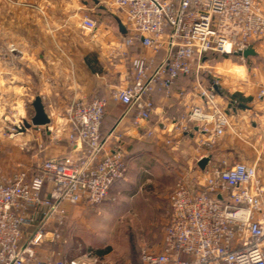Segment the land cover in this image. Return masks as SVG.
Returning <instances> with one entry per match:
<instances>
[{
    "label": "built area",
    "instance_id": "built-area-1",
    "mask_svg": "<svg viewBox=\"0 0 264 264\" xmlns=\"http://www.w3.org/2000/svg\"><path fill=\"white\" fill-rule=\"evenodd\" d=\"M112 4L125 14L128 42L139 40L151 52L132 61L130 82L112 94L136 110L140 126L155 112L151 92L157 83L170 87L180 75H200L208 54L237 56L264 38V0ZM98 25L83 16L85 32L95 33ZM198 93L204 102L177 115L173 129L182 134L196 126L213 145L229 127V115L212 87L200 86ZM107 105L105 97L77 98L60 116L56 132L51 123L36 127L58 138L70 126L68 141L80 153L46 157L36 166L19 162L9 174L0 169V264H112L94 250L58 257L41 250L60 237L69 206L101 203L126 176L123 135L115 128L106 135L101 131ZM47 182L51 186L43 193ZM169 201L162 246L143 250L141 264H264V183L255 165L224 161L195 177L180 176Z\"/></svg>",
    "mask_w": 264,
    "mask_h": 264
},
{
    "label": "crops",
    "instance_id": "crops-1",
    "mask_svg": "<svg viewBox=\"0 0 264 264\" xmlns=\"http://www.w3.org/2000/svg\"><path fill=\"white\" fill-rule=\"evenodd\" d=\"M56 4L63 7L67 22L41 24V11L50 16ZM96 9L103 18L102 23L94 14ZM0 11L6 15L5 22L0 23V102L6 103L8 95H13L14 91L21 92V106L25 113L31 108L32 118L35 114L33 100L41 96L49 116L57 114L60 118L74 99L107 98L102 132L106 135L115 128L123 135L122 145L128 163L125 178L114 182L110 189L112 193L124 189L135 192L146 182L157 183L171 191V177L177 174L195 177L211 165L224 161L255 165L264 183V98L259 97L264 88V38L254 42L255 55L235 56L242 60L241 63L226 59L231 62L224 72L231 78L226 80L230 84H226L225 89L219 86L222 80L217 72L210 78L211 85L206 84L208 75L204 72L181 75L170 87L157 83L151 92L155 112L150 121L142 122L143 126H140L135 122L136 110L116 102L112 94L116 88L130 82L132 61L141 56L148 57L151 52L139 40L128 42L131 35L127 30L122 33L119 28V20L125 26V14L112 4V0H0ZM24 14L31 15L30 23H20ZM84 15L96 16L99 25L95 33L89 34L82 29ZM112 20L116 21L115 25ZM89 53H94L91 58ZM95 63L111 64L112 67L105 70L113 74H104L102 68L94 66ZM113 75L117 81H113ZM17 79L30 81L13 84ZM200 86L212 87L216 103L229 115V127L213 145L205 143L206 135L196 126L182 134L173 129L177 115L204 102L198 93ZM30 92L31 98L23 97L29 96ZM25 102L29 104L24 105ZM30 130L38 134V139L44 136L50 141L45 158L82 151L79 146L69 143L67 136L71 128L68 125L58 138L34 126L25 131ZM25 131L12 134L16 144L27 139ZM19 147L23 145L19 144ZM205 157L209 161L201 168L199 162ZM17 160L27 159L17 157ZM0 169L6 174L13 171L3 164ZM50 186L47 182L43 193L49 191ZM81 206L84 205L69 206V213Z\"/></svg>",
    "mask_w": 264,
    "mask_h": 264
},
{
    "label": "rangeland",
    "instance_id": "rangeland-1",
    "mask_svg": "<svg viewBox=\"0 0 264 264\" xmlns=\"http://www.w3.org/2000/svg\"><path fill=\"white\" fill-rule=\"evenodd\" d=\"M97 11V9L94 10V14L100 18L99 21L102 23L103 18ZM96 16L92 15L91 17L95 18ZM5 17L6 15L3 12L1 14L0 11V23L5 22ZM31 20L30 14H24L23 19L19 21L21 24H26ZM39 22L41 24L67 22V16L63 15V7L56 4L54 13L50 16L41 11ZM112 23L115 25L116 21L112 20ZM42 34L43 31H41ZM93 54L89 53V57L91 58ZM228 58L237 64L242 61L235 56L227 57L218 53L206 56L204 69V74L208 75L206 84L210 83L211 85L210 78H213L212 74L217 73L221 76L222 81L219 86L222 89H225L226 84H230L226 80L231 77L224 72L227 71L231 62L228 61ZM94 66L102 68L104 74H113L105 70V68L112 67L111 64L95 63ZM111 77H113V81L118 80L115 75ZM13 81V84H16L18 79ZM27 81L30 80L24 79L18 82L24 84ZM15 93L19 96H16ZM20 94L21 92L14 91L13 95H8L9 101L7 99L6 103L0 102V108L3 107L2 111L0 109V164L12 170L19 162L26 166L38 165L45 159L44 154L50 144V141L44 136L38 139V134L33 130L25 131L27 139L16 144L15 137L12 136V134L18 133L14 130L15 126H22L24 120L30 121V113H32L31 108H28L26 113L23 110V106H21L23 103L19 100ZM31 96L32 92L29 96L23 97L31 98ZM17 100L20 101L19 104L16 102ZM27 103L25 102L24 105ZM46 104L48 105V102ZM17 105L20 107L17 108ZM59 120V115L52 114L51 124L54 126V132H56ZM19 144L23 147H19ZM17 157L27 160L18 162ZM171 178L173 179L171 191L161 188L162 185H156L157 183L146 182L140 185L135 192L131 189H124L119 193L110 191L107 198L97 205H84L79 209H71L68 217L66 216L63 224L59 226L60 237L54 242L42 246V252L58 257L61 255L74 256L86 250H94L95 253L106 250V254L101 257L105 262L141 264L143 250H159L162 246L164 229L171 210L169 195L176 187L180 176L177 174Z\"/></svg>",
    "mask_w": 264,
    "mask_h": 264
},
{
    "label": "water",
    "instance_id": "water-1",
    "mask_svg": "<svg viewBox=\"0 0 264 264\" xmlns=\"http://www.w3.org/2000/svg\"><path fill=\"white\" fill-rule=\"evenodd\" d=\"M119 28L122 33L126 32V27L124 26L123 22L119 20ZM256 51L253 46H250L246 50H244L240 55H242L244 58H247L248 56L255 55ZM33 106L35 109V114L31 118V121L24 120V125L21 128V131H25L26 129H29L31 127H38V126H46L51 123V117L47 113L45 106L43 104L41 96H36L33 100ZM209 161L208 157L202 158L199 162V165L201 168H205Z\"/></svg>",
    "mask_w": 264,
    "mask_h": 264
},
{
    "label": "trees",
    "instance_id": "trees-1",
    "mask_svg": "<svg viewBox=\"0 0 264 264\" xmlns=\"http://www.w3.org/2000/svg\"><path fill=\"white\" fill-rule=\"evenodd\" d=\"M181 76V75H180ZM103 122H104V119H103ZM102 125H103V123H102ZM101 131H102V126H101ZM103 133V132H102ZM104 134V133H103ZM101 257H103L105 254H106V250L104 251V250H100V251H98L97 252Z\"/></svg>",
    "mask_w": 264,
    "mask_h": 264
}]
</instances>
